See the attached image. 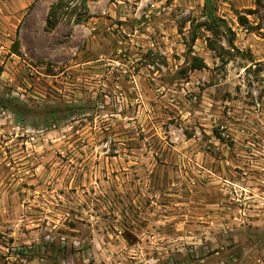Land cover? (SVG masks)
Here are the masks:
<instances>
[{
    "label": "rangeland",
    "instance_id": "rangeland-1",
    "mask_svg": "<svg viewBox=\"0 0 264 264\" xmlns=\"http://www.w3.org/2000/svg\"><path fill=\"white\" fill-rule=\"evenodd\" d=\"M0 264H264V0H0Z\"/></svg>",
    "mask_w": 264,
    "mask_h": 264
},
{
    "label": "trees",
    "instance_id": "trees-1",
    "mask_svg": "<svg viewBox=\"0 0 264 264\" xmlns=\"http://www.w3.org/2000/svg\"><path fill=\"white\" fill-rule=\"evenodd\" d=\"M54 10H55V7H52V8H51V11H50V14H52V13L54 12ZM47 25H48L49 27L52 26L50 22H47ZM195 68H196V67H195Z\"/></svg>",
    "mask_w": 264,
    "mask_h": 264
},
{
    "label": "crops",
    "instance_id": "crops-1",
    "mask_svg": "<svg viewBox=\"0 0 264 264\" xmlns=\"http://www.w3.org/2000/svg\"><path fill=\"white\" fill-rule=\"evenodd\" d=\"M95 240V239H94ZM96 241V240H95Z\"/></svg>",
    "mask_w": 264,
    "mask_h": 264
}]
</instances>
